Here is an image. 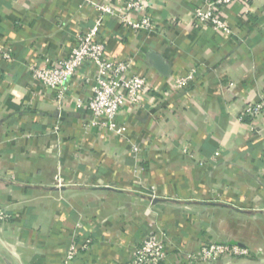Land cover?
I'll use <instances>...</instances> for the list:
<instances>
[{"label": "crops", "instance_id": "0c3cea01", "mask_svg": "<svg viewBox=\"0 0 264 264\" xmlns=\"http://www.w3.org/2000/svg\"><path fill=\"white\" fill-rule=\"evenodd\" d=\"M150 2L152 32L103 25L107 56L133 59L155 86L118 113V134L77 106L90 97L83 71L60 111L28 69L66 57L98 11L84 0H0V45L13 48L0 56V207L11 215L0 221V264H66L87 237L70 264H127L157 229L179 249L162 264H196L186 254L210 241L252 251L223 264H264V115L240 120L264 98V0L228 5L229 32L195 25L204 0ZM192 67L196 80L179 89Z\"/></svg>", "mask_w": 264, "mask_h": 264}, {"label": "built area", "instance_id": "2783aa9c", "mask_svg": "<svg viewBox=\"0 0 264 264\" xmlns=\"http://www.w3.org/2000/svg\"><path fill=\"white\" fill-rule=\"evenodd\" d=\"M92 5L98 16L89 29L80 35L77 45L64 58H48L46 63L39 65L29 63L28 69L35 80L55 91V99L61 111L64 108L70 87L75 77L83 71V80L90 89L87 100L77 99L78 107L87 108L93 115V125H103L118 134L126 131L119 126L116 116L127 105L141 107L144 105L145 92H153L155 86L138 70L133 59H116L108 57L103 35V25L107 19L117 22L123 27L134 31L152 32L157 28L149 14L150 0H123L119 2L96 3L84 0ZM234 0H204L202 6L194 9V23L198 26H208L214 31L229 32L230 28L224 21L223 10ZM13 48L0 45V56L12 59ZM198 69L192 67L187 74L176 78V85L183 89L191 85L197 78ZM230 87L233 83L229 84ZM229 87V88H230ZM264 115V98L248 104L241 121L256 119ZM59 126H56V130ZM133 151L139 147L133 145ZM11 215L0 207V221H8ZM94 237H87L81 244L73 243L69 249L66 264L79 254L88 250ZM173 241H168L167 234L160 229L151 231L142 238L127 264H162L168 261L171 253L179 250ZM181 249V248H180ZM248 249L237 243L210 241L204 244L198 252L187 253V261L196 264H215L224 259L249 256Z\"/></svg>", "mask_w": 264, "mask_h": 264}, {"label": "water", "instance_id": "95a60500", "mask_svg": "<svg viewBox=\"0 0 264 264\" xmlns=\"http://www.w3.org/2000/svg\"><path fill=\"white\" fill-rule=\"evenodd\" d=\"M151 58L154 62V66L163 74L169 75V66L163 61L158 55H151Z\"/></svg>", "mask_w": 264, "mask_h": 264}, {"label": "rangeland", "instance_id": "374dc122", "mask_svg": "<svg viewBox=\"0 0 264 264\" xmlns=\"http://www.w3.org/2000/svg\"><path fill=\"white\" fill-rule=\"evenodd\" d=\"M3 222H7V221H3ZM168 241H170V239H168ZM248 249V248H247ZM248 253H249V256H245V257H242V258H232V260L234 261V262H236V261H238V260H240V259H244V258H249V257H251L252 256V251H251V249H248ZM225 260V259H224ZM223 260H221V261H219V262H217V263H215V264H223Z\"/></svg>", "mask_w": 264, "mask_h": 264}]
</instances>
